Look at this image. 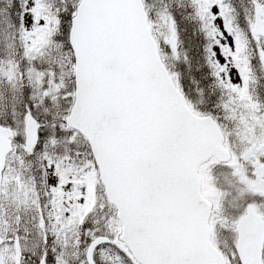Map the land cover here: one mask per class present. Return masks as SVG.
I'll return each instance as SVG.
<instances>
[{
	"label": "snow or ice",
	"instance_id": "1",
	"mask_svg": "<svg viewBox=\"0 0 264 264\" xmlns=\"http://www.w3.org/2000/svg\"><path fill=\"white\" fill-rule=\"evenodd\" d=\"M0 264H264V0H0Z\"/></svg>",
	"mask_w": 264,
	"mask_h": 264
}]
</instances>
